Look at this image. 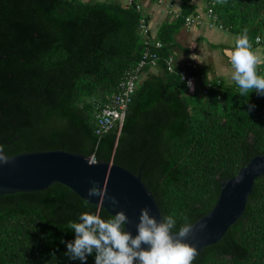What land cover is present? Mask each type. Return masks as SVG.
<instances>
[{"label": "trees", "instance_id": "1", "mask_svg": "<svg viewBox=\"0 0 264 264\" xmlns=\"http://www.w3.org/2000/svg\"><path fill=\"white\" fill-rule=\"evenodd\" d=\"M217 21L264 48V0H209ZM196 11L182 0L180 15L158 37V72L145 68L122 126L96 133L95 110L118 90L145 49L143 11L116 0H0V145L8 156L62 149L113 161L140 173L163 217L193 223L216 204L222 180L264 153V95L240 96L235 82L187 64L200 80L187 91L166 69L173 36ZM261 37L257 42L256 38ZM177 68H180L179 66ZM264 76V63L257 67ZM220 79V82H218ZM114 215L67 185L0 194V264H95L72 259L80 214ZM125 230V227H124ZM138 264V261L134 262ZM192 264H264V175L255 180L244 214Z\"/></svg>", "mask_w": 264, "mask_h": 264}, {"label": "water", "instance_id": "2", "mask_svg": "<svg viewBox=\"0 0 264 264\" xmlns=\"http://www.w3.org/2000/svg\"><path fill=\"white\" fill-rule=\"evenodd\" d=\"M8 156V155H7ZM9 163H0V194L18 191L43 190L53 183H63L84 199L104 207L110 214L124 211L128 217L125 231L133 238L138 235L140 210L150 209V215L158 223L163 214L158 202L140 173L111 161L95 160L80 153L62 149L24 152L8 156ZM264 175V153L254 156L238 173L221 181L220 195L214 207L197 220L192 233L182 242L196 248V255L207 245L217 243L246 209L249 195L255 180ZM239 178H242L237 182ZM104 191L106 196H113L119 202L113 205L108 199L89 197L88 189L92 182ZM207 227L200 230V225ZM173 238L179 237L173 232ZM149 250L150 246L142 244Z\"/></svg>", "mask_w": 264, "mask_h": 264}, {"label": "clouds", "instance_id": "3", "mask_svg": "<svg viewBox=\"0 0 264 264\" xmlns=\"http://www.w3.org/2000/svg\"><path fill=\"white\" fill-rule=\"evenodd\" d=\"M261 63H264V59L252 51L245 29L244 34L237 37L230 55V64L234 69L231 79L238 86L240 96L249 95L252 91L264 95V76L257 73V67ZM0 163H9V157L2 145ZM240 179L242 178L237 182ZM88 196L99 197V200L108 199L114 206L119 203L115 197L106 196L95 181L88 189ZM182 219L183 223L175 232L179 238L174 239L173 230L177 221L172 216H167L158 223L150 215V209L144 207L140 210L139 223L136 226L138 235L133 238L124 230L128 222L124 211L117 212L107 221L99 214L84 212L79 215L78 222H68L67 228L75 232L76 238L74 242L67 244L66 254L72 259L84 262L87 255L95 251V264H134L136 261L138 264H192L196 248L182 241L192 233L195 224L187 216ZM206 227V224H201L200 230ZM142 244L149 245L150 249H142Z\"/></svg>", "mask_w": 264, "mask_h": 264}, {"label": "built area", "instance_id": "4", "mask_svg": "<svg viewBox=\"0 0 264 264\" xmlns=\"http://www.w3.org/2000/svg\"><path fill=\"white\" fill-rule=\"evenodd\" d=\"M127 1L129 4H135L138 10H142L141 5L137 3L136 0ZM206 1L209 2V0ZM142 15L140 30L142 37L144 38L145 49L136 65L127 70L124 78L119 83L118 90L108 97L104 103L96 104L94 119L96 125L95 130L97 134L107 132L118 123L120 126H122L128 105L132 100V94L135 92L138 84L141 82L145 73V68H159L161 55L158 51L163 49L165 45L161 40L156 39V37L151 32V27L147 22L146 15L144 13H142ZM174 15L175 17H178L180 15V11H176ZM204 20H207L210 23V26H214L217 21V16L208 3L206 5L205 12L196 11L186 16L185 25L188 27L192 25H200L204 22ZM219 26L223 28L221 25ZM256 41L260 42L261 37L258 36ZM164 61L168 71L179 72L181 78L186 82L187 91L189 93H195L196 86L198 85L200 79L185 67L179 66L180 68H177L178 66L176 64L174 54L168 55ZM213 80V76L208 73L204 82V93L208 92L209 87L212 86ZM218 82H220V79H218ZM95 160L96 159L92 156L91 161Z\"/></svg>", "mask_w": 264, "mask_h": 264}, {"label": "crops", "instance_id": "5", "mask_svg": "<svg viewBox=\"0 0 264 264\" xmlns=\"http://www.w3.org/2000/svg\"><path fill=\"white\" fill-rule=\"evenodd\" d=\"M100 1H105V0H100ZM116 1L122 2V0H116ZM136 1L141 5V9L147 17V22L151 27V32L156 37V39L161 40L158 37L161 27L166 22L170 23L176 18L174 14L176 11H181L182 0H161V1L136 0ZM192 2L196 5V11L205 12L207 5L206 0H192ZM122 3H125L126 5L129 4L127 0H124ZM220 29L227 32V30H225L224 28L220 27ZM217 34L218 33H216V31L213 30V26H210V23L207 20H204V22L201 23L200 25H192L189 27L184 24V26L178 29L173 36L174 45L173 48H171L172 51L170 53V54H174L177 66L183 67L187 64L205 66L208 69V73L210 75L223 77V78L227 76L228 74L227 72L229 71V69L234 71L231 64L226 65L225 63H222L219 60V55L216 49H219V47L223 45L222 48L223 49L225 48V50H227V53L221 50L222 51L221 54L225 55L230 63V54L232 53L231 51H233L235 48L236 35L234 36L233 43L229 45L228 44L224 45V41L227 38L226 35L223 34L221 36ZM195 41H197L198 44H196ZM229 51L230 54H228ZM253 52L256 53L262 59H264L263 46L261 45L257 46ZM151 70L158 72L157 69H151ZM222 70H224L225 72Z\"/></svg>", "mask_w": 264, "mask_h": 264}, {"label": "rangeland", "instance_id": "6", "mask_svg": "<svg viewBox=\"0 0 264 264\" xmlns=\"http://www.w3.org/2000/svg\"><path fill=\"white\" fill-rule=\"evenodd\" d=\"M124 0H122V2H123ZM213 30L214 31H216V33H218L217 35H223V34H225L226 35V39H225V41H224V45L225 44H231V43H233L234 42V34H232L231 32H229V31H227V32H225V31H223L222 29H220V27H219V24L218 23H216L214 26H213ZM217 41H219V40H217ZM195 43L196 44H198V42L197 41H195ZM218 43H221V42H218ZM220 46V45H219ZM222 46L223 45H221L220 47H219V49H216L217 50V52H218V55H219V60L222 62V63H225L226 65H229L230 63H229V60L226 58V56L225 55H222L221 53H222V51L221 50H223V51H225L226 53H227V50H225V48L223 49L222 48ZM262 46V45H261ZM213 47V46H212ZM215 51V50H214ZM232 52V51H231ZM228 54H230V51L228 52ZM231 55V54H230ZM214 57V56H213ZM214 59V58H213ZM213 62V61H212ZM219 66V65H218ZM222 71H224V70H222ZM225 72V71H224ZM232 72H233V70H231V69H229V71L227 72L228 74H227V76H225V80L227 81V82H231V81H233L232 79H231V74H232Z\"/></svg>", "mask_w": 264, "mask_h": 264}]
</instances>
